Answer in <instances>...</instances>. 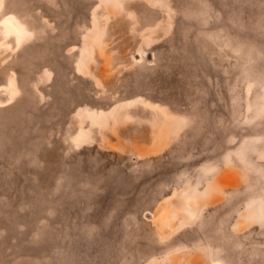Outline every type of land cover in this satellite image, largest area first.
<instances>
[{
    "label": "rangeland",
    "instance_id": "1",
    "mask_svg": "<svg viewBox=\"0 0 264 264\" xmlns=\"http://www.w3.org/2000/svg\"><path fill=\"white\" fill-rule=\"evenodd\" d=\"M0 264H264V0H0Z\"/></svg>",
    "mask_w": 264,
    "mask_h": 264
}]
</instances>
